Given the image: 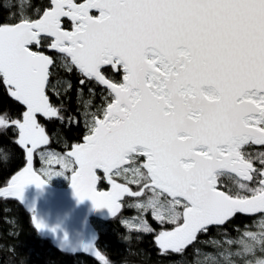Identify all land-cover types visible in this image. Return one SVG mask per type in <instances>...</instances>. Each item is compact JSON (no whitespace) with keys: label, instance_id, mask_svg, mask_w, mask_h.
<instances>
[{"label":"snow or ice","instance_id":"6c2138e0","mask_svg":"<svg viewBox=\"0 0 264 264\" xmlns=\"http://www.w3.org/2000/svg\"><path fill=\"white\" fill-rule=\"evenodd\" d=\"M8 7L14 11L0 18V85L23 110L0 112V131L16 130L27 167L0 185V198L22 201L27 185L70 172L75 195L112 217L124 197L137 198L127 206L140 215L123 221L130 231L152 233L148 213L172 225L155 235L161 254L183 253L237 213L260 214L258 231L223 233V242L210 241L218 251L205 255L211 264H264V0H48L42 9L14 0ZM55 67L77 78L79 120L50 98L73 88L68 79L50 82ZM42 118L86 129L66 155L40 152L62 169L48 179L32 167L50 143ZM102 180L111 191L97 190ZM82 250L111 264L94 244Z\"/></svg>","mask_w":264,"mask_h":264},{"label":"trees","instance_id":"16d2710c","mask_svg":"<svg viewBox=\"0 0 264 264\" xmlns=\"http://www.w3.org/2000/svg\"><path fill=\"white\" fill-rule=\"evenodd\" d=\"M14 0H0V18H7L14 9L8 7ZM48 0H31L33 9H42ZM54 75L50 82L55 84L58 79H68L73 83L72 90L62 93L59 97L49 91L53 103L59 104L64 101L67 112L77 114L76 86L77 78L74 74L64 71L63 68L51 69ZM96 103L100 102L99 96ZM23 106L8 95L6 89L0 85V112L17 114L22 112ZM45 131L49 136L50 143L44 146L54 153L66 155L71 150V145L82 142L86 131L83 122L68 123L61 122L56 118L41 119ZM18 138L16 130L9 129L7 132L0 131V185H4L12 176L19 173L27 166L25 150L13 143ZM3 149L8 150V159L3 158ZM43 151V149L41 150ZM34 166L39 170L43 165L40 152L34 153ZM62 170V169H60ZM59 182L60 188L66 189L71 182L72 174L65 172ZM119 181V180H118ZM122 182V181H119ZM231 184L232 181L227 180ZM133 191L138 186L129 185ZM110 188L107 180L98 183V189L106 192ZM140 199H143L140 198ZM137 198L124 197L122 208L115 217L109 215L105 218H93L91 225L95 231V248L105 254L111 264H211L205 254H214L218 251L210 241H221L225 239L223 233L231 237L240 232L253 229L254 223L260 218V214L245 215L237 213L225 225L210 226L207 233L198 235L193 245L188 246L183 253L161 254L155 243V235L160 230H170L173 226L165 224L161 226L155 221L151 213L146 218L154 229L152 233L130 231L123 223L124 220L134 219L140 214L134 207L127 205L135 203ZM33 212L25 202L18 199L0 198V264H101L97 257L91 252L82 249H67L58 245L54 239L41 230L35 228ZM199 250V254L195 250Z\"/></svg>","mask_w":264,"mask_h":264},{"label":"water","instance_id":"95a60500","mask_svg":"<svg viewBox=\"0 0 264 264\" xmlns=\"http://www.w3.org/2000/svg\"><path fill=\"white\" fill-rule=\"evenodd\" d=\"M33 190L39 193L37 198L41 222L46 229L56 230L59 241H67L68 246L76 242L80 247L79 245L91 242L90 217L105 218L111 214L107 208L98 209L91 199L81 201L75 195L73 187L70 191H52L44 185L36 186L30 192Z\"/></svg>","mask_w":264,"mask_h":264},{"label":"rangeland","instance_id":"374dc122","mask_svg":"<svg viewBox=\"0 0 264 264\" xmlns=\"http://www.w3.org/2000/svg\"><path fill=\"white\" fill-rule=\"evenodd\" d=\"M43 147L44 146H42V148L38 149L37 151L41 152V150L43 149V152H45V153L52 152L51 150L44 149ZM42 162H43V165L41 166V168H39V170H37V169H35L34 161H32L33 170L42 179H48V177L46 176V173L58 171V170L61 169V166L60 165H56L54 161H53L51 166H49V164L46 161H44V160H42ZM62 177H63V175H56V176L53 175L51 177V179L48 181V183L45 184V186L47 188H49L50 190H52V191H70L71 188H72V176H71L70 185L66 189H62V188L59 187L60 186L59 182L61 181ZM229 181H231V180H229ZM30 190H32V189L28 188L27 190L24 191L23 200L22 201L25 202L26 205L28 206V208L33 212L35 218L38 219L39 221H41L39 204H38V198H37V194H39V193L37 191L30 192ZM97 190L100 191L98 189V185H97ZM108 191H111V185H110V188H109ZM136 217H138V215ZM258 220H259V218H258ZM258 220H257V222H258ZM247 230L258 231L259 229H258V226H257V227H253V229L250 228V229H247ZM43 233L50 235L58 245H60L61 247H64V248L67 247V249H73V248L75 249V248H80V247H82L80 249H83L85 245L94 244V241H95V231H93V230H92V241L88 242V243H85V244H82V245H79L80 247H78L77 244H75L76 242H74V243H72V244H70L68 246V242L67 241H59L58 235L54 231H51L49 229L44 228L43 229Z\"/></svg>","mask_w":264,"mask_h":264},{"label":"flooded vegetation","instance_id":"af4514ba","mask_svg":"<svg viewBox=\"0 0 264 264\" xmlns=\"http://www.w3.org/2000/svg\"><path fill=\"white\" fill-rule=\"evenodd\" d=\"M34 187H36L35 184L27 185V186L25 187V190H27L28 188L34 189ZM25 190H24V191H25ZM33 191H37V190H33ZM31 192H32V191H31ZM37 192H38V191H37ZM52 229L55 230L54 226H52ZM55 233L57 234L56 230H55ZM81 248H82V247H81Z\"/></svg>","mask_w":264,"mask_h":264},{"label":"crops","instance_id":"0c3cea01","mask_svg":"<svg viewBox=\"0 0 264 264\" xmlns=\"http://www.w3.org/2000/svg\"><path fill=\"white\" fill-rule=\"evenodd\" d=\"M93 219V217H90V223H91V220ZM41 222V221H40ZM91 229L93 230V227H92V225H91ZM92 230H91V232H92ZM94 231V230H93ZM41 232L43 233V230H41ZM48 235V234H47ZM67 248V247H66ZM73 248V247H72Z\"/></svg>","mask_w":264,"mask_h":264},{"label":"bare ground","instance_id":"6f19581e","mask_svg":"<svg viewBox=\"0 0 264 264\" xmlns=\"http://www.w3.org/2000/svg\"><path fill=\"white\" fill-rule=\"evenodd\" d=\"M111 215V214H110ZM109 216V215H108ZM107 217V216H106Z\"/></svg>","mask_w":264,"mask_h":264}]
</instances>
